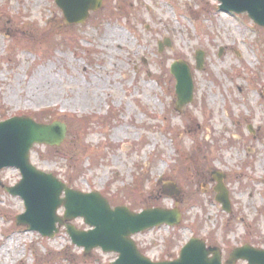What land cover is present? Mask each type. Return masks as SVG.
Returning a JSON list of instances; mask_svg holds the SVG:
<instances>
[{
	"label": "rangeland",
	"instance_id": "obj_1",
	"mask_svg": "<svg viewBox=\"0 0 264 264\" xmlns=\"http://www.w3.org/2000/svg\"><path fill=\"white\" fill-rule=\"evenodd\" d=\"M102 4L69 25L55 0H0V123L61 120L66 140L31 150L37 169L102 194L113 208H178L179 225L132 236L153 263L175 261L197 238L221 248L223 264L235 247L264 249V28L220 11L217 0ZM112 34L121 42L112 44ZM178 60L191 68L195 89L180 112L170 68ZM216 175L230 214L216 200ZM0 176L4 186L22 178L16 168ZM172 183L179 195L164 194ZM25 211L21 197L0 188V264L117 262L100 248L85 255L65 228L49 239L17 226ZM73 225L90 229L82 219Z\"/></svg>",
	"mask_w": 264,
	"mask_h": 264
},
{
	"label": "water",
	"instance_id": "obj_2",
	"mask_svg": "<svg viewBox=\"0 0 264 264\" xmlns=\"http://www.w3.org/2000/svg\"><path fill=\"white\" fill-rule=\"evenodd\" d=\"M219 9L225 13L243 15L247 13L259 27L264 28V0H218ZM61 9L65 22L69 25L82 24L91 12L103 6V0H55ZM169 45V42H166ZM161 52L164 48L162 44ZM204 51L196 52V66L201 71L204 67ZM171 74L176 79L177 111L193 102L194 81L191 68L183 60L171 66ZM67 125L61 121L43 124L30 117L15 116L0 123V173L5 168L19 169L22 179L15 186H4L0 176V187L10 195L21 197L26 212L18 215L17 225L27 227L28 231L41 233L46 238H53L61 228L67 233L73 245L85 250V255L93 249L101 248L104 252L119 255L113 264H222L223 255L219 248L209 247L200 239H192L181 251L175 261L153 263L141 254L133 235L155 227L179 225L182 214L175 208L145 209L140 213L130 208H113L102 194L81 193L71 189L54 174H47L31 162V150L36 144L59 147L66 139ZM218 182L217 200L223 210L230 213L231 201L223 178L215 176ZM168 196L179 195L175 184L163 187ZM64 214L60 216V210ZM83 219L89 230H81L72 224L75 219ZM246 261L248 264H264V250L249 245L236 248L230 254L227 264Z\"/></svg>",
	"mask_w": 264,
	"mask_h": 264
},
{
	"label": "bare ground",
	"instance_id": "obj_3",
	"mask_svg": "<svg viewBox=\"0 0 264 264\" xmlns=\"http://www.w3.org/2000/svg\"><path fill=\"white\" fill-rule=\"evenodd\" d=\"M122 35V34H121ZM120 34H118V35H114V34H112L110 37H111V40H112V44H117V43H119V42H121V39L123 38V36H121ZM39 83H41V82H43V79L42 80H39L38 81ZM47 84H49V85H51L52 86V84H50V83H47ZM49 91H51V89L50 88H48L47 89V91L45 92V93H49ZM44 93V94H45ZM36 97H37V94L35 95ZM36 97H35V100L37 101V102H40V101H38L37 99H36ZM42 97V96H41ZM41 100H42V98H41ZM44 100H46V98L44 97ZM34 102V101H33Z\"/></svg>",
	"mask_w": 264,
	"mask_h": 264
},
{
	"label": "flooded vegetation",
	"instance_id": "obj_4",
	"mask_svg": "<svg viewBox=\"0 0 264 264\" xmlns=\"http://www.w3.org/2000/svg\"><path fill=\"white\" fill-rule=\"evenodd\" d=\"M250 245V244H249ZM254 247V246H253ZM255 247H257V246H255ZM258 248V247H257ZM261 249V248H260Z\"/></svg>",
	"mask_w": 264,
	"mask_h": 264
}]
</instances>
